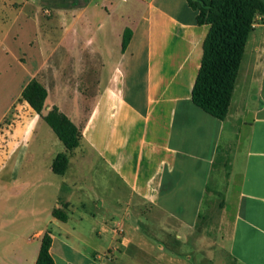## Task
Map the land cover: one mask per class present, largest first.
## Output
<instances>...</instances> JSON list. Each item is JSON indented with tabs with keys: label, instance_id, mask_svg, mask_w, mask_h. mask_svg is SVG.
Returning <instances> with one entry per match:
<instances>
[{
	"label": "crops",
	"instance_id": "0c3cea01",
	"mask_svg": "<svg viewBox=\"0 0 264 264\" xmlns=\"http://www.w3.org/2000/svg\"><path fill=\"white\" fill-rule=\"evenodd\" d=\"M210 31L188 0H0V208L16 225L0 264H36L46 232L55 264H217L224 247L264 264V25L225 120L193 101ZM34 79L42 115L22 100ZM55 107L82 131L73 151L44 120Z\"/></svg>",
	"mask_w": 264,
	"mask_h": 264
},
{
	"label": "trees",
	"instance_id": "16d2710c",
	"mask_svg": "<svg viewBox=\"0 0 264 264\" xmlns=\"http://www.w3.org/2000/svg\"><path fill=\"white\" fill-rule=\"evenodd\" d=\"M198 11L199 24H210L211 31L205 42L204 57L194 91L193 101L204 111L217 119L225 120L235 91L236 81L243 60L249 35L259 18L264 25L263 0H188ZM132 32L127 30L123 39L126 51ZM48 97L47 89L37 80H32L22 93V100L42 115ZM44 120L67 151L79 147L82 131L57 107ZM69 167V156L61 153L55 159L52 169L57 175H64ZM54 217L66 222L68 216L60 209H54ZM52 236L46 232L36 264H55L51 255Z\"/></svg>",
	"mask_w": 264,
	"mask_h": 264
},
{
	"label": "rangeland",
	"instance_id": "374dc122",
	"mask_svg": "<svg viewBox=\"0 0 264 264\" xmlns=\"http://www.w3.org/2000/svg\"><path fill=\"white\" fill-rule=\"evenodd\" d=\"M44 14L46 16H49V12L45 11ZM13 120L11 118H8L6 123L8 124V127L12 124ZM30 164V162H29ZM26 168H30V166L27 164ZM32 208V200L31 198H25V209H24V216L22 219V229L24 234V242L26 244V241L30 239L32 234L36 231V229L39 227V225L36 223L34 218L32 217L33 213ZM8 218L10 216H7ZM3 211L0 208V233L4 234L5 232L8 234V236H11V229H14L16 227L15 223L3 224ZM20 223L18 224V228H20ZM11 238H9L10 240ZM217 264H237L235 261H233L227 253L226 247L222 248L219 251V256L217 257Z\"/></svg>",
	"mask_w": 264,
	"mask_h": 264
}]
</instances>
